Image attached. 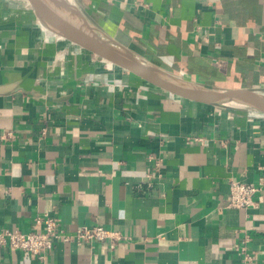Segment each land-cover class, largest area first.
Masks as SVG:
<instances>
[{
  "label": "crops",
  "instance_id": "crops-1",
  "mask_svg": "<svg viewBox=\"0 0 264 264\" xmlns=\"http://www.w3.org/2000/svg\"><path fill=\"white\" fill-rule=\"evenodd\" d=\"M166 71L264 92V0H67ZM0 232L104 225L125 238L8 246L0 264H264V115L183 99L44 29L0 0ZM260 187L228 204L230 181ZM42 228V227H41Z\"/></svg>",
  "mask_w": 264,
  "mask_h": 264
},
{
  "label": "water",
  "instance_id": "water-1",
  "mask_svg": "<svg viewBox=\"0 0 264 264\" xmlns=\"http://www.w3.org/2000/svg\"><path fill=\"white\" fill-rule=\"evenodd\" d=\"M25 1L44 29L172 95L202 102H236L264 115V92L258 88L235 81L207 85L182 78L118 44L82 17L67 0ZM12 88L2 87L0 93Z\"/></svg>",
  "mask_w": 264,
  "mask_h": 264
},
{
  "label": "built area",
  "instance_id": "built-area-1",
  "mask_svg": "<svg viewBox=\"0 0 264 264\" xmlns=\"http://www.w3.org/2000/svg\"><path fill=\"white\" fill-rule=\"evenodd\" d=\"M259 190L260 187L257 184L232 180L229 185L228 204L231 207L246 210L254 207L257 205L255 195ZM35 226V230L28 232L8 229L1 231L0 248L8 246L41 255L43 252L52 249L56 241L92 243L111 240V246L114 247L118 240L125 238L119 231L104 225H82L70 233L66 229L60 228L55 218L49 214L37 217ZM238 250L241 254L242 264H256L255 256L249 252L246 241L238 247Z\"/></svg>",
  "mask_w": 264,
  "mask_h": 264
}]
</instances>
